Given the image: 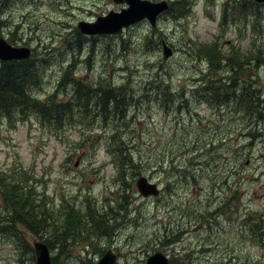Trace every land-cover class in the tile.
Listing matches in <instances>:
<instances>
[{
	"label": "rangeland",
	"instance_id": "obj_1",
	"mask_svg": "<svg viewBox=\"0 0 264 264\" xmlns=\"http://www.w3.org/2000/svg\"><path fill=\"white\" fill-rule=\"evenodd\" d=\"M166 1L176 12L163 11L154 28L143 20L117 34L87 36L77 30L79 21H93L110 10L119 11L126 4L113 0H0V36L12 45L27 46L33 51L29 59L35 61L32 63L35 69L30 70L37 81H32L27 90L41 99L50 94H56L62 101L72 97L73 83L69 82V77L61 79L67 72L73 79L92 85L99 82L123 84L133 96L127 134L141 145V156L149 155L153 164L160 150L174 146L176 151H182L185 143L200 139L199 132L193 130L198 125L195 115L191 120L185 110H163L157 102L158 97H163L160 93L165 86L171 92L182 91L187 95L199 70L205 68L204 61L185 54L190 45L184 44L185 40L201 45L216 44L205 53L213 59L219 57V50L226 54L229 47L237 45L239 52L232 58L238 56L245 61L249 56L251 61L256 58L260 61L256 69L250 70H256V74L245 80H260L264 84V3L207 0L208 11L213 9L215 13L219 3L228 4L229 19L220 33L218 16L214 15L215 21L207 17L200 0ZM49 2L52 7L47 5ZM233 2L238 5L236 9L232 7ZM253 13L261 15L255 22L260 24L259 31L252 29ZM216 35L220 37L215 38ZM147 38L149 41L151 38V42L146 43ZM162 40L173 50L168 59L162 56ZM254 44L260 52L249 51ZM40 54L47 57L42 58ZM241 79L244 76L237 77ZM195 107L199 116H205V122L199 125L214 128L215 118L208 105L203 102ZM27 116V119L21 116L12 120L0 118V171L15 180L22 179V184L30 187L27 189L37 193L36 198L48 202L53 211L57 210L59 221L70 210L80 223L89 219L86 217L91 207L106 208L120 201L123 190L129 194L126 205L121 206L128 213L120 211L123 217L113 225L111 235L103 234L84 242L88 228L79 226L84 238L73 240V246L66 242L69 246L61 255L58 256V244L50 247L56 264H95L107 249L118 253L116 264H143L157 250L169 257L172 251L175 254L193 252L189 264H264V120L259 135L246 138L231 132L233 145L242 144L247 150L241 160L233 156L228 161L235 167L242 162L237 170L242 176L239 188L213 184L209 179L211 169H206L211 159L199 162L203 159L199 156L192 159L188 153L180 158L191 161L190 164L177 163L178 171L167 173L159 166H152L151 172L145 175L158 184L160 194L143 198L134 184L137 176L130 188H120L115 181L116 167L105 147L108 126L102 128L91 119L94 121L89 128L91 132L84 136L88 127L79 122L55 130L38 115ZM144 152L147 153L144 155ZM186 172H189L187 179ZM168 181H172L173 188H166ZM235 190H238L236 197L230 200L224 212L217 213L212 225L202 221L199 229H186L173 246L156 248L158 245L154 243H158L157 236L163 234V225L175 217L177 202L193 200L200 211L211 212ZM114 220L109 222L113 224ZM0 224L4 225L6 233L4 222ZM21 230L27 245L19 248L0 233V264H31L27 253L31 252L32 244L41 239Z\"/></svg>",
	"mask_w": 264,
	"mask_h": 264
},
{
	"label": "trees",
	"instance_id": "obj_2",
	"mask_svg": "<svg viewBox=\"0 0 264 264\" xmlns=\"http://www.w3.org/2000/svg\"><path fill=\"white\" fill-rule=\"evenodd\" d=\"M237 6V3L233 2L232 7L236 9ZM168 11L176 12L172 4H169ZM260 18L261 15L253 13V30L259 31L257 26L260 24L255 22ZM148 42H151V38L150 41L147 38L146 43ZM184 44H190L187 48L183 46L184 49L186 48L185 54L191 59L204 61L205 68L199 70L198 77L194 78V86L190 88L187 95L182 91L178 94L171 92L168 86H165L164 92L160 93L163 97H158L157 102L163 110L164 108L166 110L170 108L178 111L185 110L191 120L192 115H195L198 125L193 130L199 132L200 139L185 143L182 151H176L174 146L160 150V154L154 158L153 164L150 156L145 155L147 152H144L145 157L141 156V145H138L136 140L127 134L130 125L128 119L131 117L129 116V107L132 105L133 96L125 90L123 84L115 86L110 82L105 84L99 82L97 85H92L73 79L71 75L68 76L67 72L62 75L61 79L69 77V82L73 83V93L70 95L72 97L62 101L56 98V94H50L45 99H41L32 91L27 90L32 81V83L37 81L31 70L29 71V69H35L32 63L28 60L2 61L0 62V118L12 120L16 116L27 118V115H38L43 122L49 123L55 130L79 122L88 127L84 136H88L91 132L89 128L94 122L91 119H94L102 128L108 126L110 131L107 133L105 147L107 153L113 158L116 167L115 181L117 180L120 188H130L134 178L140 174H149L152 166H159L167 173L178 171L177 163L186 161L182 160L180 155L188 153L191 154L192 159L198 156L203 159L199 162H210L211 159L212 163H207L206 169H211L209 179L213 184L216 183L222 188H239V177L242 176H239L237 170L242 162L235 167L228 164V161L233 156L241 160L247 154V150L242 144L233 145L231 132L246 138L259 135L261 132L264 120V91L262 89L264 84L260 83V80H256V82L245 80V77L250 78L256 74V70H250L252 67L256 69L260 61L257 62V58L251 61L249 56L245 58L247 61H242V58H237L238 56H235L234 59L232 55L239 52L234 48H231L226 54L219 50L218 58L213 59L210 55L208 58L205 53L216 47V44L201 45L190 39L185 40ZM254 45L253 49L249 51L260 52V48ZM242 56L245 57V55ZM218 71L221 73L219 74ZM242 76L244 79L237 80V77ZM203 102L208 105L212 117L215 118L216 126L214 128H208L206 124L199 125V123L205 122V116H199L195 104ZM208 130L212 132L207 135L205 133ZM190 162L186 161L185 163L190 164ZM217 167L224 170H219ZM188 175L189 172H186L185 179ZM237 175V179L233 180L232 177ZM188 181L186 180V182ZM171 182H167L166 188H173ZM27 188L30 187L23 185L22 179L15 180L12 175L0 171V221L4 222L7 231L4 233V225L0 224V233L18 248L27 245L21 230L23 228L36 235L50 247L58 243L60 253L57 254L59 256L69 245H74L73 240L84 238L83 230L79 229V226H87L88 231L85 232L84 242L90 241L103 234L111 235L113 225L123 217L120 211L128 213L125 207H121L126 205V198L129 195L127 191L123 190L118 203L101 209L91 207L88 217H86L89 219L78 223L75 214L69 210L61 216L62 221H59L56 216L57 210L53 211L48 202L36 198L37 193ZM237 191H233L230 198L223 200V203L217 205L211 212L200 211L193 200L181 204L177 202V209H174L175 217L163 225V234L157 236L158 243H154L155 246L158 245L156 248L170 247L169 245L174 242H179L186 229H199L202 221L209 226L212 225L216 221V216L219 215L217 213L225 211L230 200L236 197L234 194ZM110 219H115L113 224L109 222ZM88 236H90L89 240H87ZM258 236L259 234L255 235V238ZM66 242H69V245H66ZM30 251L27 253L28 259L31 264H34L33 247L30 248ZM192 253L175 254L172 251L169 264H189ZM51 264H56L53 256Z\"/></svg>",
	"mask_w": 264,
	"mask_h": 264
},
{
	"label": "water",
	"instance_id": "obj_3",
	"mask_svg": "<svg viewBox=\"0 0 264 264\" xmlns=\"http://www.w3.org/2000/svg\"><path fill=\"white\" fill-rule=\"evenodd\" d=\"M115 3H125L127 6L119 11L110 10L104 15L97 16L94 21L81 20L77 23L79 32L87 35L106 34L112 35L121 32L131 24L146 20L150 26L155 27L158 15L168 8L166 0H113ZM264 1V0H255ZM1 24V17H0ZM162 56L168 59L173 55L172 48L164 41L161 42ZM30 55V48L16 46L8 43L0 36V60L22 59ZM135 187L142 197H157L160 188L156 182L151 181L146 175H140L135 179ZM35 263L51 264L50 252L47 245L41 241L34 242ZM116 254L107 250L96 264H114ZM144 264H168L167 255L158 250L150 254Z\"/></svg>",
	"mask_w": 264,
	"mask_h": 264
},
{
	"label": "flooded vegetation",
	"instance_id": "obj_4",
	"mask_svg": "<svg viewBox=\"0 0 264 264\" xmlns=\"http://www.w3.org/2000/svg\"><path fill=\"white\" fill-rule=\"evenodd\" d=\"M227 4V3H226ZM47 5L49 6V7H52L51 6V2H49V3H47ZM0 6H1V2H0ZM225 14V15H224ZM246 15V14H245ZM244 18H245V16H244ZM229 19V15H228V12H227V10H226V8L224 7V6H222L220 9H219V16H218V21H220L221 22V25L222 26H225L226 27V21ZM248 25H249V22H248ZM84 35V34H83ZM88 36H91V35H88ZM27 47V46H26ZM30 48V47H29ZM33 53V51L31 50V48H30V55L28 56V57H26V58H22V59H20V60H22V61H24V60H28L30 63H34L35 64V61H33V60H30L29 58H30V56H31V54ZM42 54V53H41ZM41 54H40V57H42V58H46L47 56H41ZM245 61H247V59L245 60ZM35 68V67H34ZM58 243H56V245H57ZM58 247H59V244H58ZM57 247V250H58V252H60V249Z\"/></svg>",
	"mask_w": 264,
	"mask_h": 264
},
{
	"label": "bare ground",
	"instance_id": "obj_5",
	"mask_svg": "<svg viewBox=\"0 0 264 264\" xmlns=\"http://www.w3.org/2000/svg\"><path fill=\"white\" fill-rule=\"evenodd\" d=\"M29 71H30V69H29Z\"/></svg>",
	"mask_w": 264,
	"mask_h": 264
}]
</instances>
